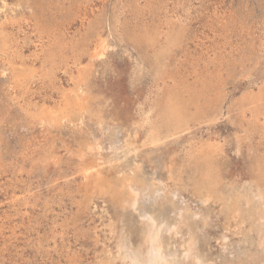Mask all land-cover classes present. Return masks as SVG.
Here are the masks:
<instances>
[{
	"label": "rangeland",
	"instance_id": "obj_1",
	"mask_svg": "<svg viewBox=\"0 0 264 264\" xmlns=\"http://www.w3.org/2000/svg\"><path fill=\"white\" fill-rule=\"evenodd\" d=\"M0 7V264H97L114 255L109 225L118 212L107 198L88 195L78 170L77 150L93 138L121 169L139 164L180 193L177 201L199 215L194 229L208 261L248 264L258 253L257 233L227 221L216 199L203 204L195 183L211 165L225 185H264V0H5ZM169 23L181 36L156 58ZM98 35L110 48L94 60L88 49ZM145 35L160 37L156 47ZM183 82L195 95L186 130L147 143L168 95ZM110 126L119 128L113 149ZM134 142L139 150L125 154ZM207 145L219 149L197 154ZM170 165L181 167L177 185ZM168 209L152 211L168 220ZM134 213L123 223L137 244L142 225Z\"/></svg>",
	"mask_w": 264,
	"mask_h": 264
},
{
	"label": "bare ground",
	"instance_id": "obj_2",
	"mask_svg": "<svg viewBox=\"0 0 264 264\" xmlns=\"http://www.w3.org/2000/svg\"><path fill=\"white\" fill-rule=\"evenodd\" d=\"M88 1L89 0H87V2ZM1 3H3V5H5V0H0V4ZM0 10H1V7H0ZM80 11H81V9H80ZM118 16H119V14H118ZM42 20H43V18H42ZM54 25H55V23H54ZM167 26H168V29H167L166 33L164 34L166 46H162L161 48L159 47L160 51L157 50L155 52L156 54L154 55L156 58H158L159 55H162L163 53L168 52V48H170L172 45L176 44L179 37L181 36L180 35L181 31L175 29V26H176L175 23H171V24L169 23V25H167ZM140 30L142 31V29H140ZM53 33H54V31H53ZM97 33H99V32H97ZM97 33H96V35H97ZM155 33H157V32L155 31ZM158 34L159 33H157V35ZM134 35H135V33H134ZM99 36L100 35H98L97 38L95 37V41H93V44H94L93 49H90V48L88 49V51H91L90 58L94 59V60H99V59L103 58L104 55L106 54V51L110 48L109 46H107L106 41L100 40L98 38ZM142 39L144 42H148V43L151 42L153 45L151 46V43H150V46L154 48V47H156L155 44H157L159 42L160 37H155L154 35H145L144 37H142ZM63 42H62V44H63ZM71 48H72V46H71ZM55 52H56V48H55ZM62 59H63V57H62ZM84 72H83V74H84ZM79 83H81V82L79 81ZM175 85H176V89L174 90L173 93L168 95L166 102L163 106V109L161 111L162 112L160 114L161 118H159L160 124H159V122L153 123L151 125V128L149 129V132L147 135L148 137H147V141H146L149 144L154 145L157 143H161L164 140H166L167 138L174 136L176 134H179L180 132L185 131L187 126H188V123H189V120H188L189 116L188 115L190 114L189 113V106L195 105V104L187 103V102H190V100L193 97L195 98V95H194V93L190 92L191 89L189 90L186 88V84L184 82L179 83V84H175ZM65 95H67V94H65ZM187 96L189 97V100H186ZM260 98L261 97H259V99ZM257 99H258V97H257ZM87 103H88L87 100H82V102H81V106L85 111L84 113L88 112ZM61 104H62V101H61ZM101 105H102V103H101ZM63 107L66 110V106H63ZM76 108H77V106H76ZM98 108H100V106H98ZM56 110H57V108H56ZM154 110H155L154 108H151L148 112H144L146 123L151 121L150 117L153 114ZM46 111H44V112L46 113ZM81 112H83V111H81ZM86 114H88V113H86ZM88 115H90V114H88ZM67 116L68 115H66V117ZM98 116H101L100 115V109L98 111ZM45 117H46V115H45ZM55 118H57L56 115H55ZM58 119H59V117H58ZM81 121H83V120H81ZM42 122H44V121H42ZM77 122H78V120H77ZM74 124H76V123H74ZM80 125L81 124H79V127H80ZM98 125L102 126L103 124H102V122H100ZM45 126H43V127H45ZM83 126H85V125L83 124ZM96 128H98V127H96ZM159 128H162V129L165 128L164 129L165 133L162 134L160 132L162 130H160ZM49 129L50 128H48V130ZM87 129H88V126H87ZM99 129H100V132L102 131V134H104L103 128H99ZM118 129H119L118 126H113V127L110 126V127H108V131L106 130V132H105V133H108L107 138L110 140L109 142H111V144H110L111 149L115 148L114 146L117 142L115 135L117 134L116 132L119 131ZM81 131H83V130H81ZM91 134H93V133H91ZM98 136H99V134H98ZM98 139L93 138V141L91 139L84 140L80 144V149L77 150V155H78V159H79L78 161H80L78 170L82 173L83 178L86 181L85 185H86L88 195L89 194L90 195L97 194V195L103 196L104 199L107 198L108 202L112 203L114 209H116V212H118L117 214H115L116 220L111 222V224L109 225L111 235H114L113 238L115 239V248H116L115 251L116 252L114 253V255L112 254L113 256L111 258L109 257L106 260H100L97 264H213L212 261L210 262L207 260L208 257H206L207 258L206 259L202 255V253L199 251V248H198V239L196 237L197 231H196V229H194L195 228L194 225H197L195 221L197 219V216H199V215H198V213L193 212L189 208L188 205H186L184 203H180L177 201V199H179V197H180V193L177 190H168L166 188L167 186H165L161 182H157L156 178L154 176H151V178H150V176L147 177L148 172H147V174L144 173L145 171L142 172L143 170H142L141 166H138L139 164L138 165L132 164V166L129 167V171L124 170L125 166L123 167L124 169H121L122 168L121 164H117L118 160H115L112 156L107 157V158L103 157V150H104L103 144H104V142H103V140L100 141ZM145 146H146V143H145ZM212 148H213L212 145H207L206 147H201L200 149H197L196 152H197V154L200 153V154L206 155V157H209L211 153L215 154V151L217 152V150L219 149L218 147H217V149H215V148L212 149ZM76 149H78V148H76ZM138 150H139V148H138V146H136V144L134 142V143L126 144L124 152H125V154L130 155L131 152H133V154H134ZM73 152H76V151H73ZM205 153H209V154L207 155ZM109 155H111V154H109ZM193 155L196 156L195 152ZM190 157H192V156L190 155ZM144 158L146 159V157H144ZM119 163H123V161H121ZM109 164H110V166H109ZM180 168L177 166H174V165H170L169 169H168L169 170L168 172L170 173L169 178H171L172 181L176 180V182H175L176 185L178 184V180H179V182L181 181L179 179L180 174H181ZM206 169L207 170L205 171V173L202 174L203 175L202 177L204 179L199 180L195 183V188L198 192H200V195H201V202L203 204H206L210 199H216L218 201V203L219 202L221 203L222 212L225 213L227 221L233 220L240 225L248 223V225H249L248 232L252 233L253 231H255L257 233L256 236H257V244H258V248H257L258 253L250 254V256H248V258L250 257V260H251V261H249L248 264H264V185L262 184L263 182L260 181L257 183V180H254L252 183L251 182L244 183L243 185H238V184L229 185L230 183L228 185H225V184H223V181H221L222 177L218 178L215 175V171H214L213 167H211V165H209L208 168L206 167ZM260 174H262V173H260ZM261 177H260V180H261ZM86 189L84 191H86ZM166 207H168L169 208L168 211L172 213L171 218H169L168 220L165 218H161L157 213L152 211L154 209H157L159 212L161 210H165ZM127 211H131L133 213L137 212L139 214L140 219H141V225L142 226L140 229V237H139V241L137 242V244H133L130 241V237L127 236V234H126L128 232L130 234V232L132 230L125 232L126 228L124 227V225H125L124 224L125 223L124 218L126 216L125 213H127ZM203 216H201V219H202L201 223L204 226H206L208 224V219L205 216L204 217ZM130 223H132V222H130ZM201 223H198V224H201ZM200 231H201L200 233L203 232L202 230H200ZM178 237H180L182 240V242L180 244H178L176 242V239ZM255 251H256V249H255ZM203 254H204V252H203ZM109 255H110V253H109ZM244 255H246V253ZM211 259H209V260H211ZM242 261L243 260H241V258H240L238 260V264H244Z\"/></svg>",
	"mask_w": 264,
	"mask_h": 264
}]
</instances>
